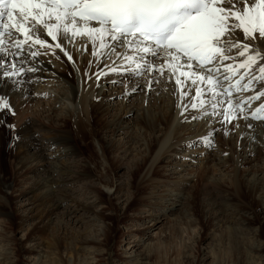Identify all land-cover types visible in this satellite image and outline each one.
I'll use <instances>...</instances> for the list:
<instances>
[{
	"label": "bare ground",
	"instance_id": "6f19581e",
	"mask_svg": "<svg viewBox=\"0 0 264 264\" xmlns=\"http://www.w3.org/2000/svg\"><path fill=\"white\" fill-rule=\"evenodd\" d=\"M39 11L40 9H33L32 13L37 14ZM38 18L41 24L43 22L52 25L59 23L55 19V13L51 20L47 16ZM24 20L26 23L21 27V31L16 33L15 40L0 37V40H3V47L6 49L4 53L6 56V68H9V65H13L16 68L27 69L35 66L38 69L26 75L21 72L14 75L11 79L8 77L0 78V96H6L9 105L8 108L0 107V109H3V111H0V199L6 200L12 186L1 160L5 153L4 157L6 156L7 158L6 165H9L11 173L21 177L22 182L26 186L20 196L32 194L38 198L35 203L30 205V209L24 215V218L38 217L39 219H46L50 223L51 214H55L54 211L60 208L62 203L67 200L74 201V204L71 205L72 208H65L64 212L67 218L70 213L77 212L83 218H89V208L92 207L90 205L97 206L101 203L97 186L104 188L102 192L111 197L114 191L121 190V188L130 183V179L140 163H146V173L143 181L149 184L160 182V180L150 179L151 173L160 170L157 167L158 164L162 165L163 176L171 172L181 173L186 170L185 167L189 166V163L193 164L195 158H193L192 153L185 154L183 159L174 164L176 169L172 168L169 170V167L173 165L172 157L180 149L186 148L190 144L194 145L196 142H200L201 145L206 144L205 146L212 148L214 139L207 135L212 130L215 134L221 133L220 136H224L225 142L230 141L237 146L234 160L239 166L251 162L255 153L261 152L264 154V120L252 118L253 113L261 105H264V95H261V93H264V74L259 70L261 66H264V59L251 63L248 68L239 67L240 63L244 61V58L239 55L243 45L248 44L254 48L258 47L259 53L264 54V39L246 40L242 31L237 30L231 34V39L233 42H241L240 47L233 48L227 53L229 59H223L221 56L219 61L213 60L212 66H207L205 70L203 68L196 69V64L187 61L185 58L177 56L175 59H170L165 53L161 52L160 57L155 60V66L158 69L161 67L164 69L163 75L158 70L152 71L150 69L141 78L145 79V81H141V79L137 78L138 76H133L130 73H122L121 71L114 73L118 78L113 76L109 79L111 88H113L112 80L118 81L121 77L133 80L131 85L122 91L121 101L129 99L133 95H131L132 92H135L137 97L142 95L144 100H141V107L137 109V112L126 107L124 108L126 111L122 112L123 117L126 115L133 116L131 121H136V123L133 122V125H129V123L127 124L123 121V117L120 118L115 114L114 118L109 122L108 128L102 131V137L104 138L102 148L111 158L124 161L129 156L134 158L129 165H124L123 163L119 165V168L124 170L126 176L120 178L121 181L113 178L109 181L99 179L96 174H91L89 169L92 166L83 162L82 158H79V154L78 156L76 155L79 152V147L86 148L88 146L89 139L95 148V144L98 141L95 139L93 132L92 126L95 119L91 115V111H94L98 106L101 108L105 102H107L106 107L109 108L108 106L114 104L111 100L114 95H104L105 88L102 85L97 86L100 85L97 83L98 81L96 82L97 78L93 79L90 84L88 83L89 86L87 87L85 82L88 80L86 79L88 76L85 77L83 67L93 64L98 59L99 65L105 69L103 74H112L113 72L110 71L111 67L123 66L127 68L130 66V62L123 57L118 58L114 52L110 53L107 47L101 48L100 36L95 33L88 34L87 28L83 27V24H89L90 26L96 24L77 20L78 23H81V27L75 29L77 32L75 35L72 34L74 29L71 23L68 25V34L63 32V25L61 24V29L57 33L58 38L53 40L51 36L47 35L46 30L42 26H37L31 15L24 16ZM28 28L36 29V31L28 33ZM53 31L56 32V29L54 28ZM26 34L33 36L38 34L51 47H41L39 44L34 43V40H27ZM104 36L107 43L111 44L112 41L107 37V33H104ZM93 40H95V43H93ZM20 42H23V44L19 45L21 44ZM57 44L60 47H56ZM125 51L126 49L123 48L117 49V52L122 53ZM32 52L40 54L32 56L30 55ZM69 55L72 57L71 60L68 59ZM232 56L234 57L232 58ZM25 57H27V60L23 65L17 63L20 60H24ZM185 62L193 65L191 74L188 68L180 67ZM208 68L213 70L211 83L207 79H199L200 76L207 75ZM9 70L11 71L12 69L9 68ZM70 73L72 77L69 75ZM233 74L232 79H239L240 86L235 88L232 95L224 97L227 103L223 104L222 107L225 112H234L236 118L221 123L220 121L223 120V117L217 115L219 109L213 110L210 106L214 100L209 90L215 86L217 78H220L223 85H226L227 82L223 80L224 75L231 77ZM241 76L244 77L242 80ZM13 79L24 82L16 85L12 83ZM177 79L181 81L180 84L176 83ZM192 80H196L195 85H192ZM249 81H251L250 88L244 90L243 85L249 83ZM150 82L151 87L149 88L148 84ZM86 88L88 91L93 90V92L91 94L86 93ZM197 88L204 93L201 99L208 97L207 104L204 106H201L200 99L196 97ZM238 89H240V94H236ZM220 91L222 93V89ZM184 92H187L188 95H184ZM150 95H152V98L149 100ZM256 96L260 98L258 100L249 99ZM191 104H195L197 107L192 108L189 106L185 109V105ZM236 104H241L242 107L238 109L235 107ZM205 111L212 113V115H204ZM182 112L183 115H181ZM257 115L264 116V111L257 113ZM201 116L203 117L202 119L193 118ZM243 117H247V119ZM163 123H165V127ZM234 128L236 129V136L233 134ZM225 132L228 135H225ZM107 133L109 134V139L106 136ZM118 134L123 139L119 142L120 144H115L113 143V136ZM81 135L87 140L82 138L80 140ZM205 136H208L209 140L200 139ZM76 138L81 141L80 145L75 142ZM7 145L8 148H6ZM154 146L157 148L156 152L153 151ZM134 152L136 156L132 155ZM261 160L264 164V156ZM198 162L200 163V172L205 170L201 164L208 165L214 162L218 167L227 165V159L218 154H214L211 159H198ZM255 167H257V164ZM261 168L264 167L259 169ZM199 173H196L195 178L199 176ZM248 175H252L250 180H252L254 187L253 194L259 197L262 194L263 185L261 182L264 179V175L262 176L257 171ZM77 180L85 182L82 198L86 200L85 202L92 200L89 202L90 204L84 203L81 199L75 200L72 197L71 193L74 192L71 190V184ZM106 183H109V187H107ZM169 184L166 183L167 189L161 195V198H164L163 201L158 199L160 198L159 195L154 196V200L161 202H159V207H157L156 202H153L154 207L150 208L154 212L153 216L150 214V217H152L150 222L153 223L152 227L156 225L161 216L168 212L165 205L170 210H175L176 206L182 205L183 201H185V196L181 195L184 190L180 189L185 184ZM210 184H213V182L210 181V178H206L202 186L203 195L206 193L210 195V200L208 199L207 203L203 205L204 213L206 218L213 224H218L225 218L226 211L223 208L227 206L229 201L220 193L221 191H217L215 195H212L213 187L210 188ZM186 196L188 198L189 195L186 193ZM129 201V198L125 200L126 203ZM179 211V217L183 219L185 214L181 213V209ZM41 212H43L42 216H40ZM0 213L10 217L9 212L5 211L1 206ZM31 213H34L33 216H29ZM180 218H174L171 221L174 222ZM224 222L223 220L221 223ZM58 224L61 225L63 223L58 222ZM147 231L148 229L144 230L143 235ZM30 248L29 252L37 253V249Z\"/></svg>",
	"mask_w": 264,
	"mask_h": 264
},
{
	"label": "rangeland",
	"instance_id": "374dc122",
	"mask_svg": "<svg viewBox=\"0 0 264 264\" xmlns=\"http://www.w3.org/2000/svg\"><path fill=\"white\" fill-rule=\"evenodd\" d=\"M97 60L83 67L84 75L88 74L85 77L89 74L93 76L91 80L88 77L86 78L88 80L85 79L87 87L96 78L92 74H103L105 70ZM114 73H106L96 79L99 86H104V95H114L111 98L114 104L108 106L109 108L106 107L107 102H105L101 108L98 106L91 111L95 119L92 126L93 132L98 143L94 148L89 139L88 146L79 147L76 155L79 154L83 162L92 166L89 169L92 175L96 174L99 179L107 181L111 178L120 180L125 177L126 174L119 165L122 163L129 165L134 158L129 156L125 161L111 158L102 148L104 140L102 131L108 128L115 114L122 118V112L126 111L125 107L137 112V109L141 107V100H144L142 95L137 97L136 93L132 92L131 95H133L129 99L121 101L122 91L129 87L133 80L121 77L118 83L112 84L113 88H111L109 79L113 76L118 78ZM146 74L147 72H144L143 76L138 75L137 78L141 79ZM69 75L71 76V73ZM85 92L91 94L93 90L88 91L86 88ZM151 98L152 95L149 100ZM132 117L126 115L123 121L133 125ZM163 126L165 127V123ZM220 134H215L213 130L207 134L214 139L212 148L196 142L177 151L172 157L173 165L169 167V170L176 169L174 164L183 159L185 154L192 153L195 158L193 164L189 163L190 165H187L186 170L181 173L171 172L163 176L162 165L158 164L157 167L160 170L157 169L158 172L151 173L150 179L160 180V182L149 184L143 181L146 163H140L130 183L121 190L112 191L111 197L102 192L104 188L97 186L101 203L97 206L90 205L92 207L89 208V218H83L79 212L70 213L67 218L65 208H72L71 205L74 204L73 200H67L66 203H62L63 208H57L54 211L55 214H51L50 223L38 217L24 218L30 205L38 198L32 194L20 196L26 186L21 177L11 173L9 165H6L7 158L4 157V153L1 160L12 186L6 200L0 199V206L10 214L9 217L0 213V264H264V179L261 182L262 194L258 197L253 194L254 187L250 180L252 175H248L256 171L264 175V168L259 169L264 167L261 162L264 154L255 153L251 162L239 166L234 160L237 146L230 141L225 142L226 139ZM233 134L236 136V129L233 130ZM106 136L109 139L108 133ZM81 138L86 139L82 135L80 140ZM113 139V143L120 144L123 138L118 134L113 136ZM80 140L75 139L77 145L81 144ZM114 149L116 150L115 147ZM153 151H157L155 146ZM214 154L226 158L227 165L218 167L214 162L208 165L201 164L205 170L200 172L198 159H211ZM132 155L136 156L135 152ZM256 164L257 167H255ZM196 173H199L197 178H195ZM206 178H210L213 182L209 185L210 188L213 187L211 194L215 195L217 191H221L220 193L229 201V205L223 208L226 211V220L223 218L225 222L221 223L222 220L220 224L218 223L219 225L213 224L204 213L203 205L208 199L210 200L208 193L203 195L202 186ZM84 183L81 180L73 182L71 190L74 193L71 195L75 200L81 199L84 203L90 204L92 200L85 202L86 200L82 198ZM166 183L185 184L183 188H180L184 190L181 195L185 196V201L182 205L176 206L175 210H170L165 205L168 212L158 219L157 226L152 227L150 214L153 216L154 213L151 211L154 207L153 202H156L159 207L161 202L159 200L164 199L161 195L167 189ZM106 185L109 187V183ZM214 185L219 187L215 186V188ZM185 192L189 195L188 198ZM155 195L160 196L158 201L154 200ZM127 198L130 201L126 203ZM178 209H181L183 215L185 214L183 219L179 217ZM42 215L43 212L40 213V216ZM174 218L180 219L172 222ZM58 222L63 224L60 225ZM147 229L148 231L143 235V231ZM29 246L37 249V253L29 252L31 249Z\"/></svg>",
	"mask_w": 264,
	"mask_h": 264
},
{
	"label": "snow or ice",
	"instance_id": "6c2138e0",
	"mask_svg": "<svg viewBox=\"0 0 264 264\" xmlns=\"http://www.w3.org/2000/svg\"><path fill=\"white\" fill-rule=\"evenodd\" d=\"M21 3L27 7L28 14L36 21L37 26H42L53 40L58 38L57 33L61 29V24L65 34L69 33L68 25L70 23L74 29L72 34H77L75 29L81 27L75 11L78 9L80 22H96L94 26L83 24V27L87 28L88 34L95 33L100 36V47H107L110 53L114 52L118 58L123 57L130 62V66L127 68L123 66L111 67L110 71H121L133 76L142 75L150 69L152 71L158 70L163 75L164 69L162 67L158 69L155 66V60L160 57L161 52L170 59H175L177 55L183 53L187 57V61L199 59L201 62L211 63L213 60L219 61L221 56L223 59H229L227 53L233 48H239L241 44V42H233L231 39V34L237 30L242 31L246 40L264 39V0H44V3L47 4L46 7L41 0H0V17L8 15L11 18L13 13L9 10L10 8L19 11L17 24L0 25V37L15 40L16 33L20 32L21 27L26 23L24 20L25 12ZM33 9H40V11L33 14ZM54 13L55 19L59 23L52 25L43 22L41 24L38 17L47 16L51 20ZM54 28L56 32L53 31ZM34 31L36 29L28 28V33ZM104 33H107V37L112 41L111 44L107 43ZM26 39L34 40V43L41 47H51L38 34L35 36L26 34ZM17 46L19 47V45ZM56 47H60V45L57 44ZM118 48L126 49V51L117 52ZM5 51L3 40H0V78L8 77L11 79L21 72L26 75L38 70L35 66L23 69L9 65V68L12 69L10 71L9 68L5 67ZM39 54L38 52L30 53L32 56ZM65 54L67 55V53ZM239 55L246 61L240 63L239 67L241 68H248L251 63L264 59V54L259 53L258 47L254 48L248 44L243 45ZM68 59L71 60L72 57L69 55ZM26 60L27 57L17 63L23 65ZM180 67L188 68L190 74L193 70V65L187 62ZM195 68L200 69L201 64H196ZM259 70L264 74V66H261ZM212 71L211 68H208L207 75L200 76L199 79H207L211 83L213 80ZM85 75L88 74L85 73ZM93 75L99 79L101 73ZM91 78L92 76H88V79ZM243 78L241 76V80ZM230 79L231 77L228 75L223 77L225 81ZM23 82L12 80V83L16 85ZM112 83L115 84L118 81L114 80ZM176 83L180 84L181 81L177 79ZM195 84L196 80H192V85ZM239 86L240 81L238 80L235 86L224 87L220 78H217L215 86L209 90L214 100L210 106L213 110L219 109L217 115L223 117L221 123L236 118L234 112H225L222 105L227 103L224 97L231 95V88H239ZM250 86L251 81L244 84L243 89L247 90ZM148 87H151V82ZM220 89H222V93ZM183 94L188 95L187 92ZM202 96L204 93L197 88L196 97L200 99L201 106H204L207 104L208 97L201 99ZM259 98L256 96L249 99L258 100ZM189 106L197 107V105L191 104L185 105V109ZM0 107H9L6 96H0ZM235 107L239 109L242 105L237 104ZM262 111H264V105H261L256 113H253V118L264 119V116L257 115ZM204 115L209 116L212 113L205 111ZM193 118L202 119L203 117ZM243 118L247 119V117ZM225 135L228 133L225 132ZM200 139L206 141L209 140V137L205 136Z\"/></svg>",
	"mask_w": 264,
	"mask_h": 264
}]
</instances>
